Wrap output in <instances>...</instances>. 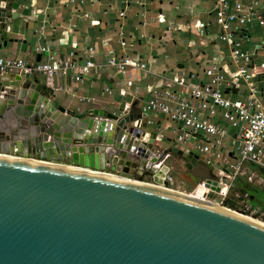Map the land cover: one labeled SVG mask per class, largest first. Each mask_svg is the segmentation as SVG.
Listing matches in <instances>:
<instances>
[{
	"label": "water",
	"instance_id": "95a60500",
	"mask_svg": "<svg viewBox=\"0 0 264 264\" xmlns=\"http://www.w3.org/2000/svg\"><path fill=\"white\" fill-rule=\"evenodd\" d=\"M17 5L0 0V51ZM7 74H0V264H264V222L171 187L165 162L173 153L219 190L198 154L160 150L140 107L75 113L54 105L41 82Z\"/></svg>",
	"mask_w": 264,
	"mask_h": 264
},
{
	"label": "crops",
	"instance_id": "0c3cea01",
	"mask_svg": "<svg viewBox=\"0 0 264 264\" xmlns=\"http://www.w3.org/2000/svg\"><path fill=\"white\" fill-rule=\"evenodd\" d=\"M18 3L20 12L18 17L8 21L9 43L0 51L2 55L30 62L45 61L46 55L35 52L36 44H46L58 56H65L74 49L68 42L70 38L76 43L80 60L87 57V49L92 46L95 48L93 58L98 61L108 56L127 55L138 56L148 63L145 69L133 67L125 74L106 67L95 81L87 78L78 82L71 74L28 77L41 82L52 103L67 111L119 112L120 108L133 104L135 98L148 99L169 85L174 90H183L181 86L170 84L181 71L196 74L193 80H189L192 83L205 82L204 70L213 64L232 83L225 89L226 96L245 99L249 93L247 83L234 78L237 67L231 59V43L219 38L221 27L216 21L215 0H84L83 3L78 0H18ZM122 11L124 16L120 15ZM35 13L39 14L37 19L27 17ZM41 25L48 27L46 37L36 31ZM237 38L254 53L253 64L263 72L258 81L264 83V69H261L264 63V25L257 21L246 25L237 30ZM7 75V78L14 79L18 73L10 71ZM130 78L133 79L132 85H128ZM107 86L112 88V93L105 91ZM82 97L90 100L82 101ZM262 99L264 101V94ZM147 117L152 123L144 130L147 136L156 133L155 144L162 148L161 151L171 152L175 146L184 150L174 133L177 124L155 112H148ZM190 151H194L193 148ZM24 155L29 156L27 148ZM201 161L206 162L205 159ZM215 161L209 165L217 174L223 167L222 157ZM262 172L259 167H247L248 175L255 173L260 177ZM245 177L241 179L247 181ZM249 185L257 190L253 191L252 202L264 208L263 186L257 181Z\"/></svg>",
	"mask_w": 264,
	"mask_h": 264
},
{
	"label": "built area",
	"instance_id": "2783aa9c",
	"mask_svg": "<svg viewBox=\"0 0 264 264\" xmlns=\"http://www.w3.org/2000/svg\"><path fill=\"white\" fill-rule=\"evenodd\" d=\"M78 2L83 3L84 0ZM214 12L216 21L221 27L219 38L230 42L232 46L231 59L237 67L234 78L243 80L248 85L249 93L246 98L232 99L225 95V89L227 86H232V83L218 66L213 64L204 70L207 76L205 82H190L189 80H193L196 74L184 70L170 83L181 86L183 90H174L169 85L168 88L156 91L148 99L135 98L133 104L140 107L142 113L162 114L177 124L174 129L176 140L185 151H195L194 153L203 157L209 164L222 157L223 167L216 174L219 190L209 187L207 179L199 178L192 194L210 202L219 201L224 206L227 200H234L236 207L227 208L264 222V208L252 202L251 193L236 190L237 179L244 176H247L245 178L249 183L257 181L264 188V101L262 99L264 83L258 81L263 72L257 70L253 64L254 53L246 49L243 41L237 38V30L246 25L255 21L264 25L262 0H215ZM38 15L35 13L27 17L35 20ZM120 15L124 16L125 12L122 11ZM22 16L26 15L22 14ZM159 17L164 18L163 14H159ZM36 31L46 37L48 27L41 25ZM68 42L74 46V49L65 56H58L46 44H36L35 52L46 55L45 61L30 62L23 58L0 54V74L10 71L26 77L71 74L74 80L82 82L87 78L92 81L97 80L106 67L125 74L130 68L145 69L148 65L138 56L127 55L108 56L98 61L93 58L95 48L92 46L87 49V57L80 60L76 43L70 38ZM261 69H264V63ZM132 84L133 79L130 78L128 85ZM105 91L113 92L108 86ZM81 100L89 101L90 98L82 97ZM143 123V117L135 120V126L141 127ZM151 123L152 121L147 117V124ZM190 148L194 151H190ZM249 165L259 167L263 175L260 177L255 173L248 175Z\"/></svg>",
	"mask_w": 264,
	"mask_h": 264
},
{
	"label": "rangeland",
	"instance_id": "374dc122",
	"mask_svg": "<svg viewBox=\"0 0 264 264\" xmlns=\"http://www.w3.org/2000/svg\"><path fill=\"white\" fill-rule=\"evenodd\" d=\"M200 160H204V159L200 157ZM63 162L60 161V163H63ZM185 162L186 160L184 159V157L175 155L173 153L165 162V165L170 167V172H169L170 186L178 191H181L184 194L193 195L192 192L194 188L197 186V183L200 179L196 178L190 173L189 168L187 167ZM155 172H156V169H152V168L150 170H145L144 180L150 181L151 176ZM215 203H217L218 205L224 206L223 204L219 203V201ZM224 207L226 208L229 207L227 206V202H226V206Z\"/></svg>",
	"mask_w": 264,
	"mask_h": 264
},
{
	"label": "trees",
	"instance_id": "16d2710c",
	"mask_svg": "<svg viewBox=\"0 0 264 264\" xmlns=\"http://www.w3.org/2000/svg\"><path fill=\"white\" fill-rule=\"evenodd\" d=\"M250 183L248 181H244L240 178L237 179V185H236V189L238 191H249L251 193V196H253V191H256L257 190L254 188H251V186L249 185ZM235 192V191H234ZM255 203V202H254ZM227 204L228 206L232 207V208H235L236 207V203L234 200H227ZM257 204V203H256Z\"/></svg>",
	"mask_w": 264,
	"mask_h": 264
},
{
	"label": "bare ground",
	"instance_id": "6f19581e",
	"mask_svg": "<svg viewBox=\"0 0 264 264\" xmlns=\"http://www.w3.org/2000/svg\"><path fill=\"white\" fill-rule=\"evenodd\" d=\"M62 164H64V163H62ZM65 165H67V164H65ZM67 166L72 167V168H76V169H80V170H83V171H89V172H94V173H101V174H103V172H101V171L94 170V169H91V168H88V167H82V166L71 165V164H68ZM163 170H164V171H162L161 174H163V173L166 171L165 168H163ZM190 196H192V197H194V198H196V199H199L198 196H196V195H194V194H193V195H190ZM199 200H202V201H204V202H206V203H209V204H211V205H214V206H219V207H222V208H224V209L231 210V209L226 208V207H224V206H220V205H218V204L215 203V202H210V201L203 200V199H199ZM231 211H232V210H231Z\"/></svg>",
	"mask_w": 264,
	"mask_h": 264
},
{
	"label": "flooded vegetation",
	"instance_id": "af4514ba",
	"mask_svg": "<svg viewBox=\"0 0 264 264\" xmlns=\"http://www.w3.org/2000/svg\"><path fill=\"white\" fill-rule=\"evenodd\" d=\"M184 159L186 160V162H185V163H186V165H187V167L189 168V171H190V173H191V170H192V168L188 166V164H189V161H188L186 158H184Z\"/></svg>",
	"mask_w": 264,
	"mask_h": 264
}]
</instances>
